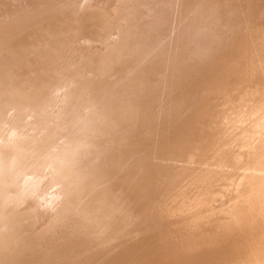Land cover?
<instances>
[{"label":"bare ground","instance_id":"1","mask_svg":"<svg viewBox=\"0 0 264 264\" xmlns=\"http://www.w3.org/2000/svg\"><path fill=\"white\" fill-rule=\"evenodd\" d=\"M0 264H264V0H0Z\"/></svg>","mask_w":264,"mask_h":264}]
</instances>
